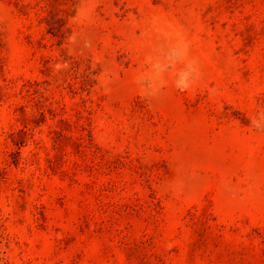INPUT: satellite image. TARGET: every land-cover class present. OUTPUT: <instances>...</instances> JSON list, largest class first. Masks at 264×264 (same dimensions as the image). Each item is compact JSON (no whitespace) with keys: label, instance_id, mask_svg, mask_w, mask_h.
<instances>
[{"label":"rangeland","instance_id":"obj_1","mask_svg":"<svg viewBox=\"0 0 264 264\" xmlns=\"http://www.w3.org/2000/svg\"><path fill=\"white\" fill-rule=\"evenodd\" d=\"M0 264H264V0H0Z\"/></svg>","mask_w":264,"mask_h":264}]
</instances>
